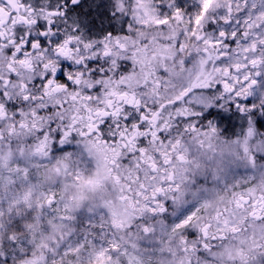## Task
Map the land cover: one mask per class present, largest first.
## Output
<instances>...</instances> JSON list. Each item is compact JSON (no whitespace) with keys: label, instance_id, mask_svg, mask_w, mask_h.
Masks as SVG:
<instances>
[{"label":"snow or ice","instance_id":"snow-or-ice-1","mask_svg":"<svg viewBox=\"0 0 264 264\" xmlns=\"http://www.w3.org/2000/svg\"><path fill=\"white\" fill-rule=\"evenodd\" d=\"M0 264H264V0H0Z\"/></svg>","mask_w":264,"mask_h":264}]
</instances>
